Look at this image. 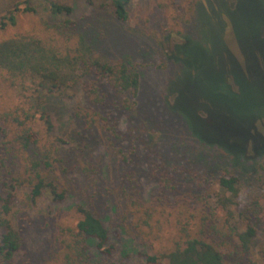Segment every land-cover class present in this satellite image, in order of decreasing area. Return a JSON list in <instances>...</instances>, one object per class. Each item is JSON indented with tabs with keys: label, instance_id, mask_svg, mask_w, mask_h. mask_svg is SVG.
<instances>
[{
	"label": "rangeland",
	"instance_id": "rangeland-1",
	"mask_svg": "<svg viewBox=\"0 0 264 264\" xmlns=\"http://www.w3.org/2000/svg\"><path fill=\"white\" fill-rule=\"evenodd\" d=\"M63 1L73 6L83 28L94 22L102 31L96 54L112 60L132 56L140 86L135 106L124 111L117 107L122 97L105 84V108L118 121L117 136L102 128L88 130L75 119L73 109L86 103L82 84L72 98L50 97L52 134L69 142L55 174L69 193L62 203L45 197L32 202L26 186L17 189L10 218L23 246L14 259L31 253L52 264L75 231L77 205L91 209L108 230L112 252L100 254L89 241L92 264H143L144 254L169 251L179 238L176 221L200 208L204 200L187 193L189 187L206 191L210 185L203 195L214 203L218 177L233 173L242 180L239 209L262 200L264 0H130L125 20L116 18L112 0ZM51 23L40 4L34 14L20 13L0 32V41L32 36L62 53L74 41H64ZM62 67L65 76L78 73L66 61ZM6 74L0 68V76ZM127 173L142 202L155 209L148 226H135ZM257 231L254 244L263 243L264 227Z\"/></svg>",
	"mask_w": 264,
	"mask_h": 264
},
{
	"label": "trees",
	"instance_id": "trees-1",
	"mask_svg": "<svg viewBox=\"0 0 264 264\" xmlns=\"http://www.w3.org/2000/svg\"><path fill=\"white\" fill-rule=\"evenodd\" d=\"M129 1L112 0L117 19L127 18ZM40 4L52 19L53 30L64 41L74 43L61 53L32 36L0 41V68L7 73L0 76V264H45L31 253L21 260L14 259L23 246L21 233L10 218L17 189L26 186L32 202L45 197L62 203L69 193L55 174L62 147L69 142L52 134L54 123L47 108L50 97L72 98L76 85L82 84L86 103L73 109L75 119L88 130L102 128L117 136L118 121L105 108V84L122 97L117 107L124 111L135 106L140 86L139 66L132 56L112 60L96 54L102 31L95 29L94 22L83 28L73 17V6L63 0H0V32L14 25L20 13H36ZM65 61L78 73L62 74ZM32 83L33 89L25 85ZM1 91L11 100H2ZM39 128L48 136L46 140L40 139ZM61 169L67 171L65 166ZM127 178L131 183L128 208L139 223L135 226H148L155 209L142 202L130 173ZM241 186L237 174L218 177L212 188L214 203L203 195L210 185L206 191L189 187L187 193H195L199 200H204L199 201L200 208L176 221L179 238L169 251L144 254L143 264H264V242L254 244L258 226L264 227V196L239 209ZM76 211L79 219L75 231L61 243L52 264H92L89 241L100 254L112 252L102 220L84 205H77Z\"/></svg>",
	"mask_w": 264,
	"mask_h": 264
}]
</instances>
